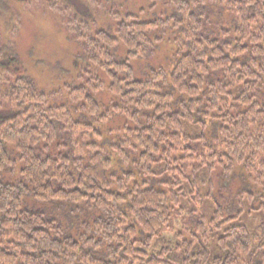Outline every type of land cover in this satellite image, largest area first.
Returning <instances> with one entry per match:
<instances>
[{
	"label": "trees",
	"instance_id": "16d2710c",
	"mask_svg": "<svg viewBox=\"0 0 264 264\" xmlns=\"http://www.w3.org/2000/svg\"><path fill=\"white\" fill-rule=\"evenodd\" d=\"M45 1L86 65L55 106L0 46V264H264V0Z\"/></svg>",
	"mask_w": 264,
	"mask_h": 264
},
{
	"label": "rangeland",
	"instance_id": "374dc122",
	"mask_svg": "<svg viewBox=\"0 0 264 264\" xmlns=\"http://www.w3.org/2000/svg\"><path fill=\"white\" fill-rule=\"evenodd\" d=\"M5 4L0 10V46L7 50L13 48L41 92L50 97L58 94L56 98L51 97L52 105L68 104L66 85L73 84L79 76L76 64L86 65L80 43L72 38L61 14L53 12L45 0H6ZM74 4L81 10L88 8L95 12L97 24L103 26L112 22L111 12L138 13L143 3L142 0H76ZM175 48L166 37L154 59L133 62L138 76L146 77L151 69H171ZM101 99L107 103L112 97L102 93ZM109 127H102L101 132L107 140L104 139L103 146L110 152L109 147L118 138L110 134ZM233 187L238 191L239 187ZM260 222H264V215L255 217L251 224Z\"/></svg>",
	"mask_w": 264,
	"mask_h": 264
}]
</instances>
